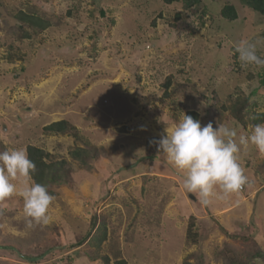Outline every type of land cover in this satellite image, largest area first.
<instances>
[{
	"label": "rangeland",
	"instance_id": "374dc122",
	"mask_svg": "<svg viewBox=\"0 0 264 264\" xmlns=\"http://www.w3.org/2000/svg\"><path fill=\"white\" fill-rule=\"evenodd\" d=\"M225 5L236 21L220 17ZM21 12L50 27L33 33ZM263 34L240 0L188 11L160 0H0V152L36 146L71 171L51 189L46 226L25 227L21 197L0 201V264H264V154L241 147L248 183L203 205L158 146H145L191 111L234 128L237 143L248 135L264 114V68L242 66L235 46L251 41L264 58ZM243 96L242 124L231 105ZM61 120L78 140L43 132ZM76 147L98 150L89 170L71 158ZM103 221L92 261L88 237Z\"/></svg>",
	"mask_w": 264,
	"mask_h": 264
},
{
	"label": "clouds",
	"instance_id": "9594fccd",
	"mask_svg": "<svg viewBox=\"0 0 264 264\" xmlns=\"http://www.w3.org/2000/svg\"><path fill=\"white\" fill-rule=\"evenodd\" d=\"M242 66L264 68V58L257 55L256 44L241 40L236 46ZM159 140H152L169 164L183 174L182 187L200 198L203 205L223 201L239 193L248 183V177L238 162L241 147L249 144L264 154V123L254 124L246 136L239 137L234 128L200 120L184 114L173 125L165 128ZM35 163L26 149L0 152V201L19 196L23 199L22 214L25 227L46 226L51 220L50 205L54 200L46 185L32 178Z\"/></svg>",
	"mask_w": 264,
	"mask_h": 264
},
{
	"label": "trees",
	"instance_id": "16d2710c",
	"mask_svg": "<svg viewBox=\"0 0 264 264\" xmlns=\"http://www.w3.org/2000/svg\"><path fill=\"white\" fill-rule=\"evenodd\" d=\"M162 4L166 6H171L173 4L181 3L183 10L188 11L194 7L199 6L202 3V0H160ZM241 4L250 9L253 13L258 14L263 18L264 23V0H240ZM103 15V12H102ZM204 13L201 12V16ZM180 14H177L175 19L179 20ZM220 17L227 21H236L238 19V14L236 8L233 5H225L220 10ZM18 21L27 24L30 30L33 33H38L43 30H46L50 27L48 21L38 18L34 15L25 14L21 12L17 17ZM26 37H29V34H25ZM264 37V34H263ZM169 81V80H167ZM165 83V87L167 88L169 82ZM264 83V80H263ZM253 95L256 92H252ZM250 102V98L247 96H243V98L238 97L231 105V115L233 118L240 121V123H244L243 116L241 115V111L248 106ZM227 108V107H226ZM187 115L192 116L194 119H197L198 115L196 112L191 111L187 112ZM264 115V114H263ZM261 115L256 117L252 121L254 124H260L264 120V116ZM45 134H53V135H65L70 134L76 140L79 139L77 131L65 120L53 122L43 129ZM157 140V139H155ZM145 146L148 149H153L157 147L155 143H150L148 140L145 143ZM26 151L30 160H32L36 165V171L32 173V178L40 184L46 185L49 193L51 195H55L54 191L51 190L54 187H61L70 182L71 179V171L68 168V162L66 160H54L48 153H46L41 148L36 146L28 145L26 147ZM99 152L96 148H79L76 147L71 153V158L77 162L84 170H89L91 163L97 158ZM96 227L94 233L88 237L87 245L91 249V252L88 253L90 259L92 261H97L100 257V251L103 244L107 240V226L105 222H101L98 226L96 223H93V229ZM263 257L262 254H255L254 257ZM116 264H124V262H117Z\"/></svg>",
	"mask_w": 264,
	"mask_h": 264
}]
</instances>
